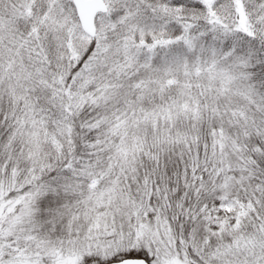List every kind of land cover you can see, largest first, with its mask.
<instances>
[{
  "label": "snow or ice",
  "instance_id": "snow-or-ice-1",
  "mask_svg": "<svg viewBox=\"0 0 264 264\" xmlns=\"http://www.w3.org/2000/svg\"><path fill=\"white\" fill-rule=\"evenodd\" d=\"M0 264H264V0H0Z\"/></svg>",
  "mask_w": 264,
  "mask_h": 264
}]
</instances>
